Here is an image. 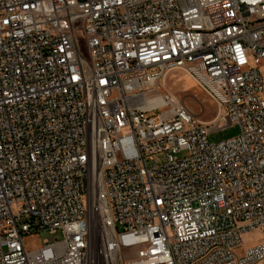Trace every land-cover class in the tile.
I'll list each match as a JSON object with an SVG mask.
<instances>
[{"label": "built area", "instance_id": "2783aa9c", "mask_svg": "<svg viewBox=\"0 0 264 264\" xmlns=\"http://www.w3.org/2000/svg\"><path fill=\"white\" fill-rule=\"evenodd\" d=\"M261 61L264 0H0V264L264 263Z\"/></svg>", "mask_w": 264, "mask_h": 264}, {"label": "rangeland", "instance_id": "374dc122", "mask_svg": "<svg viewBox=\"0 0 264 264\" xmlns=\"http://www.w3.org/2000/svg\"><path fill=\"white\" fill-rule=\"evenodd\" d=\"M258 66L264 74V62H258ZM159 92L169 96L172 100L182 104H187L195 113L196 117L202 121H210L215 117L216 106L215 104L201 91L198 87L191 82L190 78L180 71L169 73L164 84L159 87ZM240 133V127L237 124L231 125L224 130L212 132L209 135L210 142H220ZM55 238L62 239L59 233L51 236L48 233H40L39 236L29 238L27 244L31 248H38L43 245L45 239L54 241ZM262 239L259 231H254L246 234L244 237V247H249L258 243ZM136 254H129V260L137 258ZM264 264V263H262Z\"/></svg>", "mask_w": 264, "mask_h": 264}, {"label": "crops", "instance_id": "0c3cea01", "mask_svg": "<svg viewBox=\"0 0 264 264\" xmlns=\"http://www.w3.org/2000/svg\"><path fill=\"white\" fill-rule=\"evenodd\" d=\"M192 82V81H191Z\"/></svg>", "mask_w": 264, "mask_h": 264}]
</instances>
